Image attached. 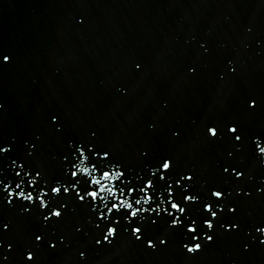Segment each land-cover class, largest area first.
I'll return each instance as SVG.
<instances>
[{"label": "snow or ice", "instance_id": "obj_1", "mask_svg": "<svg viewBox=\"0 0 264 264\" xmlns=\"http://www.w3.org/2000/svg\"><path fill=\"white\" fill-rule=\"evenodd\" d=\"M235 131H236V129H233V130H232V132H235ZM237 139H239V137H237ZM260 151H261V152H264V148H261ZM105 155H107V153H105ZM162 167H163V169L167 170V169L170 168V163H169L168 161H165V162L163 163ZM75 169H76V166H75ZM104 175L107 176L108 173L105 172ZM120 175L122 176L123 174L120 173ZM71 176H72V177H77V176H78L77 171H76V170H73V171L71 172ZM151 186H152V182H151V180H149V181L147 182L146 187H147V188H150ZM18 187H19V185H18ZM72 188H73V189H76V184H75V183L72 184ZM61 190H62V189H61L60 186H56V187H53V188L51 189V191H52L53 193H60ZM63 191H64V192H68V191H69V188H68V187H63ZM170 191H171V190H170ZM19 195H20L21 197H23L24 199H26V200H32V199H33V196H32L31 193L25 195V193H24L23 191H21V192L19 193ZM44 195H46V193H42V196H41V205H42V206H46V203H45V201H44V199H43V196H44ZM77 195L79 196V199H80L81 201H83V200L85 199V195H86V196H91L92 199H93V201H95L96 198H97V196H98V193H97L96 191H88L85 195H80V192H79V190L77 189ZM213 196L219 198V197L222 196V193L219 192V191H215V193L213 192ZM101 199H102V197H101ZM185 199H186V200H192L193 197L188 196V197H185ZM135 203H136V204H140L141 201H140L139 199H137V200L135 201ZM145 203H147V201H145ZM122 206H123L122 204H121V205L113 204L110 208H108V212L111 213V212L113 211V209H116V211H120L119 209H120V207H122ZM127 207H128L129 209H132L131 212H130V215H131L132 217H136V216H138V214H139L140 211H141L140 209L133 208L132 204H128ZM204 207H205V210L208 211V212H210L212 216H216V212L213 210L212 205H211L210 203L205 204ZM171 209H173V210H175V212H179V213H183V212L185 211L184 208H183L179 203H176V202H171ZM51 215L57 217V216H60V215H61V212H60L59 210L56 211V212L53 211V212L51 213ZM101 215H102V217H103L104 214L102 213ZM45 219H47V217H46ZM180 222H181V221H180V219H179L178 216H177L175 219L172 220V224H173V225L179 224ZM205 223L208 224L209 221H205ZM194 224H195V221H193L192 223L189 224V226H188V231H189V232H193V233H195L196 228L193 226ZM115 231H116V229H115L114 227H109L108 230H107V235L105 236V239H108V237L114 235ZM133 232L136 233V234H139V233L141 232V229H140L139 227H136V228L133 229Z\"/></svg>", "mask_w": 264, "mask_h": 264}, {"label": "clouds", "instance_id": "obj_2", "mask_svg": "<svg viewBox=\"0 0 264 264\" xmlns=\"http://www.w3.org/2000/svg\"><path fill=\"white\" fill-rule=\"evenodd\" d=\"M4 60L7 62V61L9 60V57L5 56V57H4ZM233 129H235V128H234V127L231 128L230 131H232ZM209 132H210V134L213 135V136H215V135L217 134V130H216L215 128H210V129H209ZM189 178H190V177H189ZM214 193H215V192H214ZM56 211H58V210H54V212H56ZM57 217H59V216H57ZM207 226L209 227V229L212 228V223H211V221H209V223L207 224ZM258 231L264 232V229H258ZM37 239L39 240L40 237H37ZM194 239H196V237H194ZM207 239H208V240H211L212 237L209 236ZM105 240H107V239H105ZM163 242H164V241H161V243H163ZM148 243H149V246L154 247V244H153L152 241H149ZM185 247L187 248V251H188L189 253H195L196 251H198V250L201 249V245H200L199 243H196V244H193V245H187V244H186ZM81 255H83V253H82ZM27 258H28V259H32V258H33L32 253H28Z\"/></svg>", "mask_w": 264, "mask_h": 264}]
</instances>
